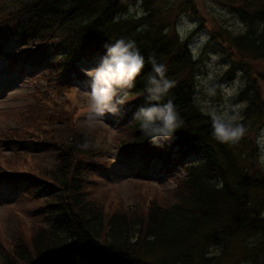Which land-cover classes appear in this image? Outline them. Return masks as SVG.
Returning <instances> with one entry per match:
<instances>
[{
  "label": "trees",
  "instance_id": "16d2710c",
  "mask_svg": "<svg viewBox=\"0 0 264 264\" xmlns=\"http://www.w3.org/2000/svg\"><path fill=\"white\" fill-rule=\"evenodd\" d=\"M139 1L142 13L128 14ZM219 1L247 23L238 34L215 29L211 37L227 44L252 78L241 91L243 100L252 95L240 121L246 134L235 144L214 139L210 117L195 102L199 60L176 29L188 0L172 5L163 0H0L1 31L11 29L19 41L36 43L33 57L48 63L59 87H68L66 77L73 73L83 76V61L101 58L105 44L131 39L145 57V68L128 101L147 106L146 81L154 58L176 81L164 102L171 99L183 120L163 147L143 135L139 121L124 128L120 159L130 163L156 157L165 172L179 169L183 176L169 194L152 185L147 194L136 195L138 202L118 204L109 214L94 192L95 183H103L99 171L110 161L97 129H81L75 111L65 107L43 111L39 98L18 113L12 109L16 125L0 126V175L8 171L11 182H22L42 216L29 225L23 208L13 211L27 227L36 228L26 242L17 233L11 237L13 249L0 247V264H264V169L257 141V150L249 147L247 134L253 136L251 125L264 117L258 90L259 78L264 81V0ZM86 140L90 147L83 149ZM38 151L54 153L55 163L38 169L13 165L14 157L31 158ZM192 156L199 161L189 162ZM2 233L9 234L6 229Z\"/></svg>",
  "mask_w": 264,
  "mask_h": 264
},
{
  "label": "rangeland",
  "instance_id": "374dc122",
  "mask_svg": "<svg viewBox=\"0 0 264 264\" xmlns=\"http://www.w3.org/2000/svg\"><path fill=\"white\" fill-rule=\"evenodd\" d=\"M163 1H167V3L172 5L181 0ZM188 2V10L178 14L176 29L183 40L188 39L190 47L199 60L195 74V102L203 111L208 106L216 108H221L225 105L239 106L240 121H242L245 119L246 107L252 104V95L250 98L243 100L241 99V91L249 85L252 78L236 63L234 51L219 38L211 39V37L215 29H221L222 32L230 30L233 34H238L246 29L247 23L241 19L238 13L230 10L219 0H188ZM142 5V1L136 2L129 8L128 14H141L143 11ZM193 6L198 10L200 17H197V14L192 12ZM175 15L173 16L172 14L169 19L173 20ZM7 48L8 50H12L15 46L9 44ZM17 49L18 48H16L15 51ZM99 61H92L85 65L84 69L95 68L99 64ZM2 64L3 63H0V66H2ZM233 65H235V69ZM259 70H263V67H259ZM44 73H46L44 66H32L20 84L14 87L3 86L0 88V126L6 123L16 124V119L14 117L15 114L19 112L17 109L19 107L23 108L21 105L33 102L34 97L32 92L35 89L45 90L47 87L46 79L40 77ZM258 84L259 93L264 99V81L259 78ZM78 87L81 89H73L70 93L68 92V97L70 98L68 103H66V101L63 102V97L60 96V100L58 98V108L63 106L66 109L75 111V120L77 118L78 121L77 125L85 130L97 129V138L102 142L106 140L107 147H109L107 149H113V155H118L121 151V147L118 146V139L123 135H127V131L124 128L137 120L134 119V115L130 119L108 115L102 124L89 128L87 124L84 123L82 115L87 106V97L85 93L89 91V89H84L80 87V85H78ZM209 88L215 89V95L208 94L207 90ZM226 90H231L232 95H228ZM252 91L253 90H250L248 94H252ZM11 107L15 108L13 110H15L16 113L11 112ZM262 120V123L258 121L251 125L253 136H249L251 135L250 132L247 134L250 144L249 147H253V149L255 148L257 150L258 145V160L260 167L262 165L263 168H261L264 169V117ZM119 128H121L120 131ZM253 139L257 141L256 146L253 143ZM5 153L7 155H12L9 150H6ZM56 159V155L51 152L38 151L36 156H31V158L20 156L14 157L12 161L13 165L18 168L38 169L41 164L47 165L55 163ZM196 161H199V157L194 156L191 162ZM134 172L135 171L132 169L124 170L121 172V176H111L110 180L107 182L106 180H102V184L95 183L96 186H98L94 188V192L99 196V200L105 204V210L106 212L109 211V214L118 207V204H120L119 206H131L132 203L138 202L136 195L143 192L147 194V187L149 186L154 185V187L161 190L163 194H169V190L174 189L178 179L183 176L182 171L176 170L170 175L163 176V178H160L161 176L158 175L159 178L144 183L142 187H136V182H138L137 177H139V175ZM108 173L112 174L110 168L108 169ZM93 180L98 181L99 179L93 177ZM105 190L109 195L106 196ZM18 207L24 209L26 213L25 216L27 217L24 218L29 225H32L36 220H40L42 216L41 210L39 209L40 207H38L33 199L21 193V190L18 191L15 185L11 183L4 184V186L0 188V213L3 218L0 220V224H3V226H0V247L4 249L6 245H8L10 249L14 248L11 237L16 233L21 237V241L23 240L24 242H26L32 234V228L34 226L27 227L19 218L12 214L13 209ZM5 229L9 233L7 237L2 233ZM250 240L253 241L255 238H250ZM1 254L2 252L0 251V256ZM239 264L243 263L240 262Z\"/></svg>",
  "mask_w": 264,
  "mask_h": 264
},
{
  "label": "clouds",
  "instance_id": "9594fccd",
  "mask_svg": "<svg viewBox=\"0 0 264 264\" xmlns=\"http://www.w3.org/2000/svg\"><path fill=\"white\" fill-rule=\"evenodd\" d=\"M105 53L99 64L92 69H84L90 80V90L85 93L87 106L83 111V121L89 128L102 124L108 115L120 116L135 82L144 71L145 57L136 42L120 38L105 44ZM152 73L146 81L147 106H141L134 113L139 127L154 146L163 147L164 142L172 140L176 131L182 127L183 120L171 99L164 102L176 81L167 77L166 65L150 58ZM223 87V86H221ZM209 95L215 89L209 88ZM232 95L231 90H226ZM212 121L214 139L225 144L238 143L246 134L245 126L240 123L239 106L225 105L221 108L208 106L204 109ZM81 148L90 147L86 140Z\"/></svg>",
  "mask_w": 264,
  "mask_h": 264
}]
</instances>
